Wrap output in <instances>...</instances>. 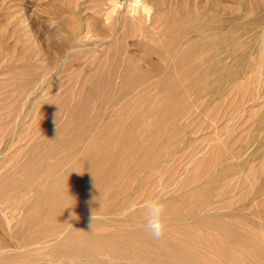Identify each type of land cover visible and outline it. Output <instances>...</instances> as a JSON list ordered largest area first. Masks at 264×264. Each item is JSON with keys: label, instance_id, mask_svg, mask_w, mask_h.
I'll use <instances>...</instances> for the list:
<instances>
[{"label": "rangeland", "instance_id": "1", "mask_svg": "<svg viewBox=\"0 0 264 264\" xmlns=\"http://www.w3.org/2000/svg\"><path fill=\"white\" fill-rule=\"evenodd\" d=\"M81 1L0 0L1 138L7 135L4 126L9 120L8 113L13 110L20 112L21 117L13 119L8 129L11 128L16 135L28 129L27 136L37 134V139L34 140L40 141L46 133L63 124L70 113L69 106L75 104H81L87 110L86 114L83 113L86 110H82L76 112L75 117L71 116L72 120L76 119L74 123H78H75V127H71L70 131L73 128L79 135H83L82 129L90 124L87 123L89 118L93 120L90 128L92 133L94 130L101 131L107 123H111L110 129H121L135 117L140 119V128L154 134L157 126L154 117L160 108L161 100L168 98L170 93L174 95L179 91H187L188 83L180 76L183 72L177 67L179 63L183 69L190 65L195 67L190 74L198 77L194 87L199 89L200 94L189 91L186 93L184 99L190 112L183 120L185 127L173 128L169 132V141L184 149L189 139L196 136L188 130L190 119L201 109L200 103H193L194 99L208 100L210 92L218 86L219 96L226 101L218 107L219 109H213L206 115L202 114L201 120L206 124V128L202 134L199 133L203 139L201 147L198 145L201 151L192 162L182 161L178 156L173 161L169 160L168 146L167 150L161 151V157L157 159L161 161L165 158L170 164L163 178L157 184L151 185L154 196L159 195L164 201L167 231L163 238L153 239L143 229L144 209L132 214V218L125 217L128 212L134 211L125 199L135 192L138 183L147 176V168L153 162L157 164L154 157L139 164L140 154L134 152V158L115 165L118 177L113 183L105 186L108 193L112 191L113 197L105 199L102 203V206L114 203L117 214L112 213V218L118 217V220L130 224L121 225L120 221H116L107 228H102V224H94L92 232L70 234L75 237L71 238L72 241L69 240L70 236L65 235L68 240L62 237L59 241H65L68 245L50 249L52 253L45 259L26 252L10 260L0 261V264H103L99 259H111L115 264H264V144L251 158V166L254 169L252 173L247 169L229 176L235 183L227 195L220 193L217 197L221 200H231L235 197L236 200H231L228 206L222 205L218 213L201 216L200 202L208 198L211 188L214 187L210 196L223 190L226 186L224 181L214 178L206 192L194 196L190 194L201 181L220 173V159L236 161L233 156L235 149L247 146L243 156L246 157L256 149L259 142H264V47L260 48L254 42L258 32L257 24L264 16V11L261 12L257 7H264V0H186L181 8L176 0H160L163 2V9L169 7L175 13L178 12L168 18L180 20V23L171 27L173 38L168 41L165 31L161 28L162 24L158 21L161 13H157L154 15L156 21L151 22L150 19L149 28L144 30L150 41L139 46L130 44L131 35L138 33L136 30L130 32L127 44L130 43L124 46L100 42L93 46L91 40L77 43L81 30L87 27L92 30L93 25L99 27V22L94 19V12L98 7L92 11L84 10L83 6V9L81 8ZM96 1L99 2H91ZM100 1L105 8L106 5L109 9L112 8L111 14L114 15L122 10L131 11L137 5V0ZM113 2L115 3L111 4ZM62 17L65 21L60 20ZM89 17H92V20ZM181 30L183 31L180 32ZM92 32L89 34L93 39ZM178 32L180 33L174 36ZM131 52L139 55L132 65L130 79L123 83V61ZM142 56L145 58H141ZM145 59H160L171 69L165 73L171 72L173 81L177 83L175 91L166 93L163 97H155L156 87L151 83L160 75L143 81L138 80L139 65L148 69ZM139 61L141 64L138 65ZM234 63L243 64L242 69L237 72L235 79L223 80L227 68ZM113 67L115 71L108 79L107 70ZM29 80L32 86L39 84L42 90L23 106L18 102L20 100L22 103V93L29 91L28 87L20 89L19 85ZM92 81L100 82L98 92L91 90ZM205 83L209 84L208 89ZM13 89H16L14 92L22 91L15 95ZM104 96L105 105L101 106ZM170 112L171 109H168L167 113ZM80 113L88 118L83 116L81 121ZM208 121L211 122L207 123ZM36 131L37 133H34ZM58 136L64 137L65 133ZM3 156L0 149V158ZM22 156L19 154L17 157ZM23 158L25 157L21 160L17 158L14 163H20ZM144 163L149 164L147 170L143 169ZM12 180L14 181L12 178L7 180L9 182H5L6 185L4 182L0 183L1 194ZM166 180L168 182L165 186ZM5 198L7 197L2 199ZM10 198L13 200L7 198L0 203L9 201L8 205L15 206L20 202V197ZM211 199V202L217 200L214 197ZM247 202L252 205L244 204ZM140 205L143 208L144 203ZM236 206L242 208H239V211H227ZM207 211L213 213L214 209ZM24 213L25 211L19 208L16 219L23 217ZM10 229L6 214L0 212V240L9 239L6 241L7 249H13L12 244L17 243L19 246L21 240L36 232L40 233V227H37L22 236L12 237L11 232H8Z\"/></svg>", "mask_w": 264, "mask_h": 264}, {"label": "bare ground", "instance_id": "2", "mask_svg": "<svg viewBox=\"0 0 264 264\" xmlns=\"http://www.w3.org/2000/svg\"><path fill=\"white\" fill-rule=\"evenodd\" d=\"M91 1L93 2V0H82L80 3L81 8L83 6L84 10L90 9V11H92V9L95 10L98 7L97 11L95 10L94 12L96 16L94 19L99 22V27L94 26V23L91 22L94 28L92 27L91 30L87 27L86 29L81 30L77 37V43L91 40L90 42L93 43V46L97 45L98 42L102 44L109 43L112 46H124L127 44V40H129L130 32L136 30L138 33L131 35V43H129L136 46L146 44L150 39L145 35L144 30L145 28H149L148 21L150 19L151 22L156 21V16L154 15L157 13H161L158 21L162 24L161 28L165 31L168 41H170L173 38L171 27L180 23V20L175 21L174 18H168L171 14H177L178 12L176 11L177 13H175V11L169 7L163 9V2L160 0H135L137 5L134 9L131 11L122 10L117 14L115 13L116 15L111 14L112 8L110 7L111 9H109V6L107 7V5L105 8L102 1L98 0L99 2L96 1L95 3H92ZM185 2L186 0H176L179 8L185 5ZM114 3L115 2L111 4ZM105 4L107 3L105 2ZM201 4L197 3V5ZM257 9H261V12L264 11V7L262 6H258ZM127 12H129V14H127ZM60 20L65 21V18L62 17ZM96 20H94V22ZM254 23L257 22L254 21ZM190 26L194 28V25L191 24ZM257 26L258 32L254 42L260 48H263L264 16ZM92 31L94 32V35ZM182 31L183 30L180 32ZM219 31L221 32V30ZM89 32H92V35L94 36L93 39ZM180 32L176 33L174 36H177ZM113 52L116 53V51ZM138 55L139 54L136 52L128 53L127 59L123 61L125 65V68L122 71L123 83L130 79L132 65L135 63L134 60ZM141 58L145 57L142 56ZM160 59L156 60L157 62L145 59L148 63V69L144 66L141 67L139 65L141 62H138L140 67L139 81L146 80L155 75H160L151 83L154 88L156 87L154 93L155 97H163L166 93L169 94L171 91H175V88L177 87V83H175L171 77V72H169V74L165 73V71H171V69L166 67L164 62ZM180 66L181 63H179L177 67L183 72L180 73V76L188 83L187 91H179L174 95L173 93H170L171 95H167L168 98L161 100V103L159 104L160 108L157 109L154 117V122L157 123L154 134L140 128V119L135 117L121 129H110L111 123H107L103 126L101 131L94 130L92 133L90 132V128L93 125V120L91 121L89 118L87 123L90 122V124L82 129L83 135H79L77 131L74 132L75 130H72L73 128L70 131V128L75 127L74 124L76 123H74V120L76 119L74 118V120H72V118L75 117L74 114L76 112H82V110L86 109L82 107L81 104H75L69 106L68 113H70L67 116L68 118L63 121V124H59L53 131L46 133L43 139H41L43 141H36L34 139L37 134L32 133L30 136H27L28 129L27 131L25 130L24 133H21L20 131V135H16L11 128L8 129L13 119L16 120V118L21 117V113L14 110L8 113L7 117L9 120L6 121V123L8 122L7 125L2 124L5 125L4 129L6 130L7 135H2V138L0 137V149L1 153L4 154V158H0V183H5L10 178L14 179V181L12 180L13 182L7 185L6 188L3 186L5 192H2V194L3 197L6 196L8 200L11 199L10 197L14 196L20 197V202L18 201L15 206L13 204L8 205L7 203L9 201L5 204L0 203V212L6 214L7 223H10L11 228L8 232H11L12 237L22 236L23 233H28L29 230L33 228L37 229V227H40V231L39 229L37 230L40 233L35 231L37 234L35 233L26 239L22 238L23 240L19 242V246L16 245L17 243L15 242L16 244H12L13 249L6 248V246H8L6 243V241H9L8 238L7 240L6 238L4 239L6 241L0 240V261L10 260L26 252L35 256L39 255L40 258L45 259L49 253H52V250L50 249H54L57 246L59 248V246L63 247L68 245L65 241H59L62 240V237L68 240V237H65V235L70 236V234L73 233L87 234L88 232L93 231L92 227L94 224H102V228L110 227L116 221H120L121 225L130 224V222H125L121 219L118 220V217L115 219L112 218V213L115 215L117 214L114 210V203H108L105 206H102V203L105 199L113 197L112 191L108 193L105 186L113 183L114 179L118 177L115 165L118 162L134 158V156H132L134 152L140 154L139 164L151 157H154V161H156L161 157V151L163 149L167 150V146L169 152L167 158H170L169 160L173 161L176 156L180 157V160L182 161L192 162L194 160L197 153L201 151L198 145L200 146L203 139L200 137L199 133L202 134V131L206 128V124L201 120L202 114L206 115L211 112V110L213 111V109L215 110L216 108L221 107L226 100H223L221 96H219L220 92L218 90L220 89H217L218 86L214 88L212 87L213 90L210 92L208 100H200L199 98L194 99L193 103H200L201 109L190 119L191 121H189L188 130H190L191 133L194 132L196 136H192L189 139L187 147L184 149H182V147L180 148L174 142L169 141V132L172 131L173 128L185 127L183 120L190 112L188 103H186L184 99L186 93L189 91L194 93L198 92L197 95L200 94L199 89L194 87L198 77L194 74H190L195 70V67L190 65L183 69L180 68ZM242 67L243 64L240 63L230 65L226 70L223 80L229 78L235 79L237 72L240 71ZM114 68L115 67L107 70L108 74L106 76H108V79L111 77V73L115 71ZM29 82L30 80L19 85L20 89L28 87L27 90L29 91V93H22V95L24 94V96H22L23 98H21V100L23 99L21 101L22 103H20V100L18 102V104H22L23 106L32 101L42 90L39 84L32 86ZM91 84V90L98 92L100 82L95 81L93 83L92 81ZM204 85L208 89L209 84L205 83ZM14 90L16 89L12 90L15 95H17L18 91H20V93L22 91L17 90V92H14ZM105 100L106 97L104 96L101 100V106L105 105ZM85 102L87 101L85 100ZM82 104H84L83 100ZM168 109H171L172 113H167ZM83 113L86 114L87 110ZM79 115L82 114L80 113ZM71 116L73 117L71 118ZM83 116L84 115H82V118L79 116L80 119H82L81 121H83V118L87 115ZM216 116L217 115H213V117ZM80 119L78 118V120ZM210 122L211 121H208L207 123ZM37 131L34 133H37ZM63 133H65L64 137L58 136V134ZM263 144L264 142H259L256 149L246 157L243 156L246 153L247 146L243 147V149H235L233 156L236 158V161H229L226 160V158L220 159V167L222 166L220 173L216 176L213 175L207 180L201 181L200 185L191 191L190 194L192 196L197 193L206 192L207 187H209L210 182L214 178H216V180L219 179L220 181H224L223 183L226 185L223 190L221 189V191H217V195L210 196L214 187L208 191V198H205L200 202L201 212L199 214L201 216L205 217L211 214H216L219 212L218 210L222 205L228 206L229 203L232 202L231 200L235 199L234 197L231 200H229L230 198L221 200L217 196H219L220 193L221 195H227L229 193L230 188L235 183L234 180L229 179L231 174L238 173L242 170L245 171L247 169L251 170L250 173L254 171L253 166H251V158L256 151H259L262 148ZM8 151L9 154H7ZM19 154H22V157L25 158H23L24 160L21 162L19 161L20 163L16 164L17 162H14L17 158H19V160L22 158L17 157ZM153 163L150 166L148 163H144L145 166L143 169H146L149 166L147 168L149 173L138 183L135 192L131 196H128V199H125L127 205L134 209L132 213L128 212L126 214V218H132V214L138 210H143L140 204L145 203V201L152 198L155 194L154 191H151L153 189L151 188V185L157 184V182L163 178L162 176L164 172L170 166L165 158H162L161 161L157 160V164L155 162ZM207 172H209V170H207ZM253 174L255 175V173ZM167 182L168 180L165 181V186L167 185ZM4 185H6V183ZM1 196L0 200L2 201L0 202L3 203L7 198L3 200V197L1 198ZM211 197H214L217 200L211 202L213 199H211ZM244 204L252 205L250 202ZM19 208L23 209L25 213L23 217L16 219V213L19 211ZM239 208L242 207H232L227 211H239ZM209 209H214L213 213L207 211ZM53 220H55V222L57 221V225ZM7 225L9 226V224ZM41 228L44 229L41 230ZM11 234H9V236ZM12 237L9 238L12 239ZM69 238V240H71V238L74 239L75 237L70 236ZM56 241L59 242L56 243ZM39 257H36V259H39ZM99 262L103 264H115L111 259L106 261L104 259H99Z\"/></svg>", "mask_w": 264, "mask_h": 264}, {"label": "clouds", "instance_id": "3", "mask_svg": "<svg viewBox=\"0 0 264 264\" xmlns=\"http://www.w3.org/2000/svg\"><path fill=\"white\" fill-rule=\"evenodd\" d=\"M143 229L153 238L159 240L163 238L167 231L165 206L163 198L159 195L145 201Z\"/></svg>", "mask_w": 264, "mask_h": 264}]
</instances>
